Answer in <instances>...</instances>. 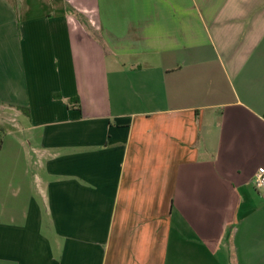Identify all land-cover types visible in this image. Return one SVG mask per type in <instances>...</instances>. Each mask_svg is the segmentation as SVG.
Returning <instances> with one entry per match:
<instances>
[{
	"label": "crops",
	"instance_id": "0c3cea01",
	"mask_svg": "<svg viewBox=\"0 0 264 264\" xmlns=\"http://www.w3.org/2000/svg\"><path fill=\"white\" fill-rule=\"evenodd\" d=\"M259 167L264 0H0V264H264Z\"/></svg>",
	"mask_w": 264,
	"mask_h": 264
},
{
	"label": "built area",
	"instance_id": "2783aa9c",
	"mask_svg": "<svg viewBox=\"0 0 264 264\" xmlns=\"http://www.w3.org/2000/svg\"><path fill=\"white\" fill-rule=\"evenodd\" d=\"M253 184L255 187L264 186V167H259L253 176Z\"/></svg>",
	"mask_w": 264,
	"mask_h": 264
},
{
	"label": "trees",
	"instance_id": "16d2710c",
	"mask_svg": "<svg viewBox=\"0 0 264 264\" xmlns=\"http://www.w3.org/2000/svg\"><path fill=\"white\" fill-rule=\"evenodd\" d=\"M74 101L78 102L77 98H73Z\"/></svg>",
	"mask_w": 264,
	"mask_h": 264
},
{
	"label": "rangeland",
	"instance_id": "374dc122",
	"mask_svg": "<svg viewBox=\"0 0 264 264\" xmlns=\"http://www.w3.org/2000/svg\"><path fill=\"white\" fill-rule=\"evenodd\" d=\"M1 136H2V134H1ZM28 141V140H27ZM27 165H28V162H27Z\"/></svg>",
	"mask_w": 264,
	"mask_h": 264
}]
</instances>
